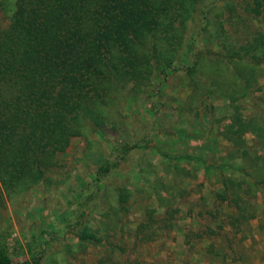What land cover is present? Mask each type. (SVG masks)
<instances>
[{"label": "trees", "instance_id": "16d2710c", "mask_svg": "<svg viewBox=\"0 0 264 264\" xmlns=\"http://www.w3.org/2000/svg\"><path fill=\"white\" fill-rule=\"evenodd\" d=\"M0 6V182L10 190L41 181L73 136H106L119 126L115 108L128 88L143 101L144 94L159 90V77L182 72L193 80L183 110L202 106L205 95L222 97L234 110L228 125L233 133L238 119L246 118L242 99L264 77V71L258 74L264 68V0H0ZM247 120L241 128L248 123L247 130L259 134V119ZM135 147L125 141L118 158ZM115 163L102 164L97 180ZM219 182L211 200L220 209L213 212L202 200L211 223L220 221L219 229L209 224L198 234L204 240L206 234L228 236L226 226L249 224L254 216V183L232 176ZM124 189L120 204L127 198ZM151 220L140 225L138 238L142 232L145 240L155 238L162 225ZM215 242L206 247L222 256L214 264L244 258L237 248ZM40 258L16 261L8 243L0 244V264H39Z\"/></svg>", "mask_w": 264, "mask_h": 264}, {"label": "rangeland", "instance_id": "374dc122", "mask_svg": "<svg viewBox=\"0 0 264 264\" xmlns=\"http://www.w3.org/2000/svg\"><path fill=\"white\" fill-rule=\"evenodd\" d=\"M4 9L0 6V14ZM258 68L261 74L264 68ZM157 80L159 90L144 94L143 101L126 89L115 108L119 126L105 137L91 132L73 136L58 165L41 181L17 190L0 182V244L8 243L16 261L34 254L41 257L39 264H214L216 252L206 247L215 239L244 257L228 263L264 264V77L240 103L247 119H259V134L248 131V123L241 128L244 119L248 122L242 116L229 132L234 110L222 97L205 95L202 106L184 111L193 92V80L184 73ZM125 141L137 147L119 159L117 150ZM116 161L110 174L97 180L99 167ZM229 176L254 183L253 192L258 188L257 201L255 195L248 198L255 202L254 216L249 224L226 226L232 231L228 236L206 234L210 237L204 240L198 234L209 224L219 229L220 221L211 223L201 204L205 201L213 212L220 209L212 194L221 188L219 180ZM125 187L127 198L120 204V188ZM223 209L231 211L226 204ZM151 217V223L162 225L153 232L155 238L145 240V232L138 238L136 231Z\"/></svg>", "mask_w": 264, "mask_h": 264}]
</instances>
